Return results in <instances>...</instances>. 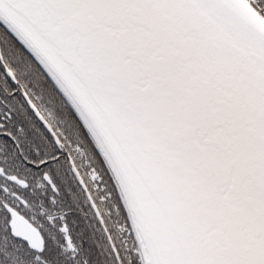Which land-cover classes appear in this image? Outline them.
I'll return each instance as SVG.
<instances>
[{"label":"snow or ice","instance_id":"6c2138e0","mask_svg":"<svg viewBox=\"0 0 264 264\" xmlns=\"http://www.w3.org/2000/svg\"><path fill=\"white\" fill-rule=\"evenodd\" d=\"M0 264H264V0H0Z\"/></svg>","mask_w":264,"mask_h":264}]
</instances>
